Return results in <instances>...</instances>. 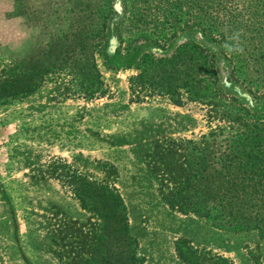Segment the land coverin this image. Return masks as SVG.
Instances as JSON below:
<instances>
[{"label": "rangeland", "instance_id": "374dc122", "mask_svg": "<svg viewBox=\"0 0 264 264\" xmlns=\"http://www.w3.org/2000/svg\"><path fill=\"white\" fill-rule=\"evenodd\" d=\"M105 1L0 0V264H95L124 248L134 264H189L175 248L264 264V236L217 227L162 197L170 185L154 146L179 155L180 139L226 133L218 108L181 89L177 102L140 81L130 88L142 53L168 56L179 42L199 40L196 27L180 19L160 48L138 41L127 53L137 33L116 26L122 12L99 38ZM254 94L264 121V89ZM72 173L117 189L123 236L82 208Z\"/></svg>", "mask_w": 264, "mask_h": 264}, {"label": "trees", "instance_id": "16d2710c", "mask_svg": "<svg viewBox=\"0 0 264 264\" xmlns=\"http://www.w3.org/2000/svg\"><path fill=\"white\" fill-rule=\"evenodd\" d=\"M103 11L99 38H104L109 16L119 12L123 17L116 26L137 33L127 53L138 41H167L165 29L174 28L180 19L192 21L198 41L179 42L165 57L142 53L139 72L128 79L131 89L140 81L177 102L181 89L187 100L218 108V120L227 122L226 133L210 131L197 144L178 140L179 155L154 146L164 157L158 159L170 185L161 191L162 197L168 205L217 227L264 236V121L250 98L264 89V0H106ZM92 54L90 47L84 51L86 59ZM70 184L82 208L123 236L124 205L112 184L82 173L70 174ZM175 249L189 264H233L217 255ZM120 252L112 254L114 258L98 256L95 264H134L126 248Z\"/></svg>", "mask_w": 264, "mask_h": 264}]
</instances>
